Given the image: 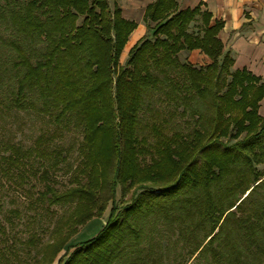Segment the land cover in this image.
<instances>
[{"label":"trees","instance_id":"16d2710c","mask_svg":"<svg viewBox=\"0 0 264 264\" xmlns=\"http://www.w3.org/2000/svg\"><path fill=\"white\" fill-rule=\"evenodd\" d=\"M146 18L153 35L121 66L136 24L109 0H0V116L54 126L26 151L0 144V175L27 159L44 167L29 206L54 217L52 241L33 233L26 264H168L173 251L176 264H264V84L230 71L210 13L157 0ZM184 50L211 63H182ZM70 134L82 137L75 166L73 144L56 143ZM64 164L70 186L59 190ZM110 206L96 235L73 241ZM7 248L0 264H12Z\"/></svg>","mask_w":264,"mask_h":264},{"label":"rangeland","instance_id":"374dc122","mask_svg":"<svg viewBox=\"0 0 264 264\" xmlns=\"http://www.w3.org/2000/svg\"><path fill=\"white\" fill-rule=\"evenodd\" d=\"M127 60L128 56L127 58H121L120 65H124ZM206 66L197 68H206ZM232 67L230 71L233 73ZM47 130L50 131V134L54 133V126L50 128L47 124V119L41 118L34 113L11 112L3 115V117L0 116V144L10 141L15 146L21 147L23 151L33 147L36 138L47 132ZM81 140L82 137H76L71 134L56 139L57 144L61 143L66 147L73 144L74 150L68 159V163H73V166L77 162V148ZM8 154H12V158L16 157L10 151L7 152ZM18 166L12 165L9 175H0V206L2 207L0 221L5 231L4 234H0V241L3 238L6 242H0V249H5V246H8L6 255L12 264H26L25 260H32L37 255V247L27 245L26 241L29 238L31 239L32 234L35 233L41 238L43 244L51 242L54 217L47 210H41V208L31 209L29 206L31 203H35L39 192L45 189L44 182L39 177L44 167L42 166L41 168L40 164L33 159H27L24 165L19 164ZM61 168L62 170L56 174L53 183L59 190H65L70 186L71 172L69 174L66 173L67 167L65 164L61 165ZM110 209L111 206L107 208L103 218L94 219L81 228L80 232L73 238V241L82 242L96 235L105 224ZM13 210H17L19 212L18 215L11 213ZM50 210L58 215L64 212V208L59 206ZM32 216H35L36 221H32L30 218ZM174 253L176 252L173 251L171 255H166L164 258L165 262L176 264ZM63 254H65V251L61 255ZM177 261H181V258H178ZM191 264H195V262Z\"/></svg>","mask_w":264,"mask_h":264},{"label":"crops","instance_id":"0c3cea01","mask_svg":"<svg viewBox=\"0 0 264 264\" xmlns=\"http://www.w3.org/2000/svg\"><path fill=\"white\" fill-rule=\"evenodd\" d=\"M157 0H109L110 5H118L122 17L136 24L125 45L121 58L129 55L131 49L143 38L151 37L146 11ZM178 11L199 8L212 15L210 26L222 23L218 39L224 45V55L229 54L234 64L233 72L246 70L264 84V0H176ZM201 18L191 24L190 32H198ZM182 63L193 67H203L211 63L200 50H184L179 54ZM259 115L264 117V98L259 104Z\"/></svg>","mask_w":264,"mask_h":264}]
</instances>
